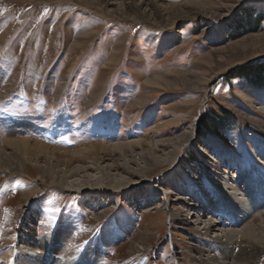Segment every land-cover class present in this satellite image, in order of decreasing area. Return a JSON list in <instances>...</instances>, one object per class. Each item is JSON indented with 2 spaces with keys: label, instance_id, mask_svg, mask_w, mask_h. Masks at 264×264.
Returning <instances> with one entry per match:
<instances>
[{
  "label": "rangeland",
  "instance_id": "rangeland-1",
  "mask_svg": "<svg viewBox=\"0 0 264 264\" xmlns=\"http://www.w3.org/2000/svg\"><path fill=\"white\" fill-rule=\"evenodd\" d=\"M127 2L102 0L100 12L83 0H0V140L17 122L37 127L33 140L69 152L181 139L172 160L144 177L85 192L52 183L18 157L21 173L0 171V264H17L29 215L39 237L61 230L63 253L86 264H186L191 255L181 263L175 254L200 241L172 220L175 213L186 223L200 217L199 230L207 219L229 222L194 208L192 191L199 194L201 183L213 190L207 176L214 169L255 168L247 148L264 144V134L241 114L264 122L246 101L264 107V0H147L152 23L117 15ZM159 75L168 83L145 82ZM143 97L146 103L131 106ZM106 154L101 166L122 164ZM77 157L69 168L87 164ZM253 264H264V245Z\"/></svg>",
  "mask_w": 264,
  "mask_h": 264
},
{
  "label": "bare ground",
  "instance_id": "bare-ground-1",
  "mask_svg": "<svg viewBox=\"0 0 264 264\" xmlns=\"http://www.w3.org/2000/svg\"><path fill=\"white\" fill-rule=\"evenodd\" d=\"M12 1L23 2L26 0ZM83 1L95 6L100 12L104 11L102 0ZM146 1L128 0V7L119 9L116 14H120L125 19L129 18V21L142 20L145 23H152L149 20L152 13H148L146 8L149 5ZM164 1L166 0H160L159 3L163 6ZM79 36H74V46L80 44ZM145 82L157 86L168 83L164 80L163 75L155 76ZM148 98H138L134 103H131V106L142 105L147 102ZM246 101L254 106L256 111L264 113V107L259 103L249 98ZM241 118L248 125L264 134L263 121L243 113ZM36 128L27 122H17V124H12L6 128L7 133L0 140V171L7 174L21 173L22 162L20 163L18 158L20 157L21 160L23 159V161L31 163L33 167L39 169L44 176L52 180V183L55 182L58 186L73 192H85L91 186L104 187L105 182L121 187L124 185L125 179L130 180L134 176L144 177L148 170L156 169L170 162L173 157L171 151L179 150V143L181 142L179 137H175L173 140L164 139L156 142H147V144L143 141L103 142L82 146L69 152L50 148L41 141L33 140L30 135ZM4 146L8 150L4 149ZM233 150H235L234 146ZM247 151L253 163L255 162V168L246 167L244 169L239 165L240 163L234 170L230 171L231 169H229L228 171V169H224L222 173L217 172L213 168L215 171H210V176L206 174L213 190L207 187L208 184L203 185L201 183L199 194L194 189L192 191L195 193L192 194L197 197L195 199L196 203L193 204L194 208H200L203 211L210 208L213 212H216L214 215H217L218 218H223V213L229 219L228 224L226 223L227 219H222L218 225L215 220L207 219L203 221L205 226L199 230L197 223L202 221L200 217L191 214V222L186 223L178 214L175 213L173 215L172 220L178 221L177 224L181 225L186 235L193 233V239L196 240L198 238L197 240L200 241V244L195 243L188 247L183 254H180L182 252H177L178 254H175L176 261L184 263L183 259H185L184 257H190L188 255L192 257H190V262L186 264H253L257 261V258L262 253V245H264V170L259 169L260 166L264 169V144L260 142L255 148H247ZM55 152L63 157L62 169L56 170L54 165L57 158ZM105 153H108L106 156L114 154L121 159L122 164L118 165L121 166V171L113 161L109 166H101L100 161H102V156ZM207 153V149H203L202 154L207 155ZM77 156L86 159L88 161L87 164L69 168L71 162L79 158ZM40 158L44 159L43 163H41L42 161L39 162ZM200 165L202 164L200 163ZM205 169H207L206 165L203 166L204 172ZM121 172L127 175L124 176ZM128 175L130 177H126ZM208 188L211 193L207 192ZM164 192H166L165 199L167 201V195L171 194V192L169 189H165ZM209 194H211L210 198ZM192 197L195 198L194 196ZM186 199V197L182 198L184 201ZM162 206L165 207L166 204L156 205L155 208H152H159L160 210ZM188 207L190 208L191 205H188ZM28 218L21 223L22 229L20 234H18L19 242L16 247L17 264H86L78 259H71L63 253L62 242L64 237L61 230L57 229L54 233L39 237L36 231V218L33 215H29ZM247 220H250V222L243 225ZM230 224L233 227H229ZM210 231L214 233L213 240L204 238ZM235 250L236 252H234ZM177 256H180V259Z\"/></svg>",
  "mask_w": 264,
  "mask_h": 264
}]
</instances>
